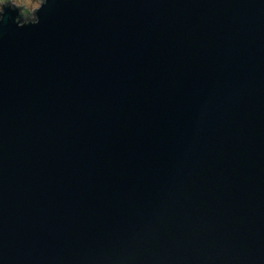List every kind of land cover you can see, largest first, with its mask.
<instances>
[{
    "label": "water",
    "instance_id": "water-1",
    "mask_svg": "<svg viewBox=\"0 0 264 264\" xmlns=\"http://www.w3.org/2000/svg\"><path fill=\"white\" fill-rule=\"evenodd\" d=\"M17 15L0 20V264H264V0Z\"/></svg>",
    "mask_w": 264,
    "mask_h": 264
},
{
    "label": "clouds",
    "instance_id": "clouds-1",
    "mask_svg": "<svg viewBox=\"0 0 264 264\" xmlns=\"http://www.w3.org/2000/svg\"><path fill=\"white\" fill-rule=\"evenodd\" d=\"M43 0H36V3H31V0H0V20L3 19L4 16V9L10 8L17 11V19L22 20L25 23H36L37 18L35 17L34 13L39 8ZM24 5L25 7H30L31 16L30 18H25L24 13L20 10V6ZM15 22V21H14Z\"/></svg>",
    "mask_w": 264,
    "mask_h": 264
},
{
    "label": "rangeland",
    "instance_id": "rangeland-1",
    "mask_svg": "<svg viewBox=\"0 0 264 264\" xmlns=\"http://www.w3.org/2000/svg\"><path fill=\"white\" fill-rule=\"evenodd\" d=\"M31 3H36V0H31ZM21 6H24V5H21ZM30 7H31V5H29L28 7H25V8H27V11H29V13H31Z\"/></svg>",
    "mask_w": 264,
    "mask_h": 264
},
{
    "label": "trees",
    "instance_id": "trees-1",
    "mask_svg": "<svg viewBox=\"0 0 264 264\" xmlns=\"http://www.w3.org/2000/svg\"><path fill=\"white\" fill-rule=\"evenodd\" d=\"M20 20V19H19ZM22 21V20H21Z\"/></svg>",
    "mask_w": 264,
    "mask_h": 264
}]
</instances>
